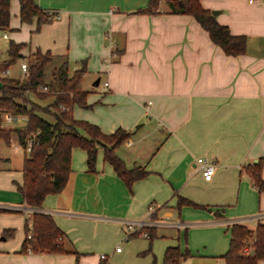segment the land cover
Segmentation results:
<instances>
[{
	"label": "crops",
	"instance_id": "0c3cea01",
	"mask_svg": "<svg viewBox=\"0 0 264 264\" xmlns=\"http://www.w3.org/2000/svg\"><path fill=\"white\" fill-rule=\"evenodd\" d=\"M36 1L60 15L33 34L36 47L48 49L52 63H67L69 76L85 68L79 89L90 107L73 106L74 119L106 135L131 133L116 154L148 176L129 190L102 150L91 173L86 152L75 148L64 190L34 209L18 190L27 154L20 169L0 157V264H101V255L110 264H164L175 247L188 253L179 264H225L231 226L254 230L264 222V193L246 173L264 161L263 4L200 0L232 35L246 38L245 53L228 57L192 17L168 14L163 1L156 12H148L150 0ZM12 13L20 16L19 0ZM32 24L37 29L38 18ZM106 81L110 91L102 92ZM203 160L216 166L211 182L203 179ZM179 198L198 207H178ZM34 213L53 217L63 253L23 252ZM141 221L147 226L129 235L128 224Z\"/></svg>",
	"mask_w": 264,
	"mask_h": 264
},
{
	"label": "trees",
	"instance_id": "16d2710c",
	"mask_svg": "<svg viewBox=\"0 0 264 264\" xmlns=\"http://www.w3.org/2000/svg\"><path fill=\"white\" fill-rule=\"evenodd\" d=\"M167 6L168 14L186 15L192 17L203 30L211 42L218 46L226 56L238 57L245 53V36L232 35L229 28L220 25L211 11L205 10L200 0H150L148 12H156L160 3ZM11 2L0 0V30L7 32L11 27ZM20 19L22 23L30 24L38 18L39 31L41 26L51 20L46 10L40 8L36 0H19ZM25 44L10 43L9 59L0 63V142L11 145L14 135L25 149L28 138L35 136L33 149L24 160V183L18 185L26 204L30 208L40 209L48 195L60 194L66 187L71 173L72 150L79 148L87 154L88 171L95 172L97 154L104 152V161L108 163L129 190L133 184L148 176L143 167L127 169L116 150L125 144L132 136L131 133L118 129L110 135L86 121L76 120L72 115V107L78 106L88 109L87 92L80 91V83L85 68L75 71L72 76L67 73V63L60 65L53 71V84L46 83V70L52 62L49 52L43 54L40 50L31 59L30 72L24 80L2 77L11 64L21 58ZM47 87L48 92L40 91ZM39 100L53 98V102L41 107L32 96ZM63 106L64 109L61 108ZM24 117L27 126L24 129H6L2 125L5 115ZM42 114L49 115L52 121H47ZM26 151V150H25ZM264 161L247 167L246 173L252 184L259 192L264 193V175H262ZM188 205L198 207L183 198L178 199V207ZM26 226V240L23 252L33 253H63L59 238L63 232L56 225L53 217L45 213H34ZM32 236L30 239L29 236ZM149 238H153L151 235ZM245 248L249 249L244 254ZM188 257V253H181L180 249L168 248L164 255V264H179L180 260ZM225 264H257L264 261V222L254 230L244 225L231 226L229 250L224 256Z\"/></svg>",
	"mask_w": 264,
	"mask_h": 264
},
{
	"label": "rangeland",
	"instance_id": "374dc122",
	"mask_svg": "<svg viewBox=\"0 0 264 264\" xmlns=\"http://www.w3.org/2000/svg\"><path fill=\"white\" fill-rule=\"evenodd\" d=\"M34 20H33V22H34ZM55 21L56 20H54L50 23L43 24V25H50V24L54 23ZM32 23L21 24L19 14L18 13L17 14L12 13L10 30L7 31V33L0 30V63H3L9 59L8 51H9V47H10L11 42L26 45L25 48L21 52V55H22L21 58L15 60L9 68L10 69L9 74L8 75L1 74L2 77H8L10 79H20V80H24L26 78L24 76L23 71H22V59L24 57H29L30 53L36 54L40 50L39 48L36 47V46H38L37 45L38 40H36V36H38V35H35L34 37H32L33 34H38L39 32H37L38 31L37 29H35V30L31 29V26L33 25ZM37 28H38V24H37ZM6 34H9L10 36L14 35L15 39L10 37L11 39L7 40L5 38ZM40 44L41 45H47L48 42L44 43L43 41H41ZM31 45L33 47V50H31ZM47 52H49L48 49L47 50L45 49L44 51H42L43 54H45ZM57 61L58 60H55V62H53V63L51 62L49 64V66L47 67V70H46V74L48 77L47 81L51 80V78H53L52 76H53L54 69L60 66V65H58ZM26 63H28L29 69H30V65L32 63V60L30 59V61L29 62L27 61ZM93 82L94 81H92V83ZM32 98L35 99L34 101L40 105L39 100L36 96L33 95ZM52 102H53V98H48L45 100L46 104H51ZM6 116L7 115H5L2 118V125L4 128H6V129H11V128L12 129H19L21 127V126L19 127L17 124L5 123L4 121L6 119ZM42 117L44 119H46L47 121H52V118L49 115L42 114ZM19 119H22L21 121H24V120L26 121V118H24V117H19ZM145 131L146 130L144 129L142 132H145ZM16 146H18V147L16 148ZM25 155H26L25 149H23L22 147H19V145L17 144L16 141L12 143L11 147L5 141L0 142V157L11 159L13 161V164L11 166H13V167L15 166L14 169L22 168L21 166L23 164V160L25 158ZM6 243L7 242H3V244H6Z\"/></svg>",
	"mask_w": 264,
	"mask_h": 264
},
{
	"label": "built area",
	"instance_id": "2783aa9c",
	"mask_svg": "<svg viewBox=\"0 0 264 264\" xmlns=\"http://www.w3.org/2000/svg\"><path fill=\"white\" fill-rule=\"evenodd\" d=\"M259 2L262 3L263 7H264V0H248V3L251 4V5L255 4V3H259ZM47 15L53 21L60 19L59 13H57L55 11H48ZM6 38H8L7 35H6ZM29 70L30 69H29L28 63L24 62L22 64V71H23L25 77H27L29 75ZM8 73H9V70L5 71L4 74L7 75ZM40 91L43 92V93H47L48 89H47V87H42L40 89ZM101 91L102 92H109L110 91L109 83L107 81L102 84ZM61 108L64 109L63 106H61ZM18 121H19V117H14L12 115H7L4 122L7 123V124H17ZM35 140H36L35 136H30L28 138L27 145H26V148H25L27 153H30L32 151L33 145L35 143ZM215 170H216V166L214 164L208 163L206 160L201 161V172H202V176H203L204 181L211 182L212 179H213V176L215 174ZM151 211H152V208L150 207L149 208V212H151ZM135 226H137V227H135ZM145 226H147L145 221H141V222H137V223H129L128 224L129 235H131L133 233L135 234V232L143 230V228ZM142 235L144 237H146V238H149V235L146 232H143ZM29 238L31 239L32 236L30 235ZM59 240H61V238H59ZM120 251H121V248H116V252H120ZM29 252L31 253V251H29ZM243 253L244 254H248L249 253V249L245 248ZM100 259H101V262H102L101 264H110L108 262V259H107L106 255H101Z\"/></svg>",
	"mask_w": 264,
	"mask_h": 264
},
{
	"label": "water",
	"instance_id": "95a60500",
	"mask_svg": "<svg viewBox=\"0 0 264 264\" xmlns=\"http://www.w3.org/2000/svg\"><path fill=\"white\" fill-rule=\"evenodd\" d=\"M212 15H213L214 17H216V16L218 15V13H217L216 11H212ZM98 82H99V81H97L96 84H98Z\"/></svg>",
	"mask_w": 264,
	"mask_h": 264
}]
</instances>
